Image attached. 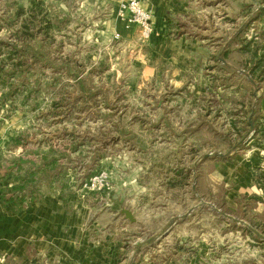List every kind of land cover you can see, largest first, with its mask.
Listing matches in <instances>:
<instances>
[{
	"label": "rangeland",
	"instance_id": "rangeland-1",
	"mask_svg": "<svg viewBox=\"0 0 264 264\" xmlns=\"http://www.w3.org/2000/svg\"><path fill=\"white\" fill-rule=\"evenodd\" d=\"M28 1L20 3L27 6ZM45 4L52 15H58L62 31L55 35L51 46L45 45L42 62L29 65L24 74L7 77V87H0V173L7 171L24 149L25 155L41 153L51 145L62 150L75 137L84 143L78 152L81 154L71 153L70 160L62 159L60 163L66 167L62 171L45 169L38 174L37 185L56 183L60 189L65 184L61 191L65 197L75 196L93 204L99 193L91 194L82 188L91 175L106 172L109 190L113 186L112 167L118 175L117 179L113 176L114 182L121 183L126 177L123 194L127 203L134 201L129 206L139 220L128 228V240H118L115 263L128 264L132 243L141 238L145 243L136 248L130 264H264V240L243 223L230 219H239L264 236V189L252 185L240 188L241 183L234 175L213 172H218L213 169V162L230 158L203 154L208 149L225 147V142L218 138L202 141L201 119L195 118L194 130L199 134H195L193 143L181 139L169 144L162 142L157 149L150 147L154 157L106 159L115 148L108 145V139L113 135L124 136L125 131L133 137L137 133L144 135L136 125L128 126L129 121L136 122L140 117V123L147 124L155 115L154 105H144L147 100L137 91V68L131 64L133 49L128 48L125 42L128 38L122 34L123 29L129 28L115 16L116 2L71 0L66 6L57 0H45ZM5 5L0 0V7ZM256 13L243 18L242 30L238 31L241 37L259 36V23L264 25V18L260 19ZM19 26L16 24L13 29ZM134 33V44H142L136 26ZM11 34L4 28L0 39L10 40ZM211 35L220 38L223 31L211 30ZM224 35L228 38L232 31L226 28ZM17 57L8 61L6 71ZM232 59L233 56L229 61ZM9 90L13 92L12 98L2 100L1 93ZM183 113L179 109L174 115ZM143 128L149 137L158 133L152 121ZM16 137L20 139L18 144L13 140ZM97 155L104 157L93 161ZM128 165L131 169L135 167V171L140 165L146 168L142 166L139 172L131 173L127 171ZM257 175L259 183H264V174ZM16 176L23 179L20 174L13 175ZM113 228L122 238L121 218L113 222ZM37 246L41 252L40 245ZM21 247L15 255L8 244L0 246V264H26V255L32 257V264H56L38 254L35 245L26 247L23 242Z\"/></svg>",
	"mask_w": 264,
	"mask_h": 264
},
{
	"label": "crops",
	"instance_id": "crops-1",
	"mask_svg": "<svg viewBox=\"0 0 264 264\" xmlns=\"http://www.w3.org/2000/svg\"><path fill=\"white\" fill-rule=\"evenodd\" d=\"M99 1L104 4L107 0ZM113 1L117 5L122 0ZM142 5L152 15L150 39L134 44V26L129 31L123 29L122 34L128 38V48L133 49L131 64L137 68V91L147 100L144 105H154L151 121L158 133L145 135L143 127L150 125V120L147 124L140 123V117L129 121L128 126L136 125L144 135L133 137L128 130L124 136L113 135L108 145L116 149L113 147L106 159L154 157L150 147L157 149L162 142L181 139L193 143L199 134L194 130L196 118L201 119L202 141L218 138L225 142V147L203 153L230 158L213 162V169L218 170L213 172L234 175L240 188L252 185L264 189V183L257 180L258 173L264 174V25L259 23V36L241 37L238 32L247 14L257 12L260 19L264 18V0H142ZM245 7L249 10H243ZM226 28L232 31L228 38L224 37ZM220 29L223 37L211 35V30ZM179 109L184 113L175 117ZM142 166L146 168L140 165L135 171L128 165L127 171L139 172ZM202 168L204 173L206 164ZM110 170L113 186L99 193L93 204L75 196L65 197L56 183L44 182L42 187L37 185L38 199L19 203V210L0 201V246L8 244L11 253L17 255L23 242L26 247L35 245L38 254L56 264L115 263L118 240H128V228L139 219L130 207L134 201L127 203L123 194L126 177L121 183L114 182L117 170ZM21 181L20 176H11L0 181V189L9 191ZM124 210L134 220L128 219ZM119 218L123 220V239L113 228ZM140 241L136 238L132 243L128 264ZM31 258L26 255V264L33 263Z\"/></svg>",
	"mask_w": 264,
	"mask_h": 264
},
{
	"label": "trees",
	"instance_id": "trees-1",
	"mask_svg": "<svg viewBox=\"0 0 264 264\" xmlns=\"http://www.w3.org/2000/svg\"><path fill=\"white\" fill-rule=\"evenodd\" d=\"M57 1L64 3L66 6L71 2V0ZM4 2L6 5L0 7V31L5 28L10 30L12 34L10 40L3 41L0 39L1 88L7 87V77L24 74L29 70V65L33 66V64L42 62L45 57V45L49 44L51 46L55 41V35L62 31L58 15H52L49 6L45 4V0H29L27 6L20 3V0H4ZM16 24L20 25L19 28L13 29ZM15 56L19 57L6 71L5 67L9 64L8 61L13 60ZM30 61H32L31 64ZM1 96L2 100L10 99L13 92L9 90L1 93ZM13 140L15 144L20 143L18 137ZM83 145L84 143L73 137L68 143V147L62 150L51 145L41 153L31 152L29 154L32 155H25L26 150L24 149L7 167L8 170L0 173V181H4L13 175L20 174L23 176L22 181L17 185H13L9 191L4 188L0 189V201L11 203L15 208L17 207L16 210H19L21 209V205L18 206L19 203L24 204L38 199V174L45 169L48 171L64 170L66 167L61 165L60 161L62 159L70 160L69 155L78 153ZM103 157V155L94 156L93 161L100 160ZM65 186V184L62 185L60 192L64 190Z\"/></svg>",
	"mask_w": 264,
	"mask_h": 264
},
{
	"label": "built area",
	"instance_id": "built-area-1",
	"mask_svg": "<svg viewBox=\"0 0 264 264\" xmlns=\"http://www.w3.org/2000/svg\"><path fill=\"white\" fill-rule=\"evenodd\" d=\"M115 16L123 21L126 28L136 26L140 38L149 40L153 34L152 15L142 5V0H122L114 8ZM108 176L104 171L94 173L82 185L84 191L103 193L109 190ZM118 264V263H111Z\"/></svg>",
	"mask_w": 264,
	"mask_h": 264
},
{
	"label": "water",
	"instance_id": "water-1",
	"mask_svg": "<svg viewBox=\"0 0 264 264\" xmlns=\"http://www.w3.org/2000/svg\"><path fill=\"white\" fill-rule=\"evenodd\" d=\"M205 156H206V157H209V156H211V154H206ZM123 213L125 214V216H126L128 219H130V220H134L133 217H132V214H131L129 211L124 210ZM220 214H221L222 216H224V217H228V218L230 217V216L227 215L226 213H222V212H220ZM230 219L233 220V221L236 222V223H243V224L245 225V227H246L250 232L254 233L258 238L264 240V236L261 235V234H259V233L257 232V230L254 229V228H253L252 226H250L249 224H246V223H244V222H242L241 220L236 219V218H230ZM143 243H145V241H140V242L138 243V245H137V249H138Z\"/></svg>",
	"mask_w": 264,
	"mask_h": 264
}]
</instances>
